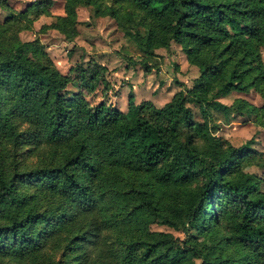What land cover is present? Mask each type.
Listing matches in <instances>:
<instances>
[{"label":"trees","instance_id":"1","mask_svg":"<svg viewBox=\"0 0 264 264\" xmlns=\"http://www.w3.org/2000/svg\"><path fill=\"white\" fill-rule=\"evenodd\" d=\"M81 5L121 26L136 19L145 29L133 37L145 74L160 70L156 50L168 53L175 43L199 75L159 108L135 104L133 92L126 112L92 104L85 95L100 91L104 99L110 90L106 67L76 63L69 71L80 91H69L72 78L39 41L22 42L14 30L28 13L7 17L0 264H264V190L245 170L264 169V153L253 139L234 147L216 135L236 118L264 129V103L220 102L232 93L263 97L264 0H64L51 28L73 39Z\"/></svg>","mask_w":264,"mask_h":264},{"label":"rangeland","instance_id":"2","mask_svg":"<svg viewBox=\"0 0 264 264\" xmlns=\"http://www.w3.org/2000/svg\"><path fill=\"white\" fill-rule=\"evenodd\" d=\"M36 0H0V24L11 14L26 11L29 22L19 21L14 30H20L18 37L22 42H32L37 39L50 57L58 71L64 76L74 77L70 68L78 62L93 59L107 69L106 80L110 84L107 97H101L97 91L85 98L92 104L104 101L126 112L127 95L134 93V103L151 101L156 107H162L181 88H190L192 81L198 77L197 68L190 66L180 46L171 44L170 52L164 49L156 50V54L163 57L158 72L145 74L143 72V55L138 50L133 37L139 39L145 34V29L139 26L136 19L126 21L124 26L108 16H94L92 6H79L76 9V36L69 40L62 33L51 28L57 17L64 16V0H51V4L43 11H36L33 4ZM6 8H1V5ZM30 26L26 30L24 27ZM16 31V32H17ZM128 31L132 36L126 35ZM264 60V53H263ZM76 79L71 80L68 90L79 92ZM84 93V92H83ZM264 98V95H263ZM254 102L255 99L249 98ZM235 99L231 96L221 99L220 102L230 104ZM264 100H260L263 104ZM193 111L194 120L201 121L199 110L194 105H188ZM214 121H218L214 116ZM244 119L236 118L231 123H222L217 136L227 140L234 147H239L250 139L254 140L252 148L255 149V139L258 132L250 123L242 122ZM246 171L257 175L264 190V169L247 167ZM152 231L170 233L175 237L183 235L164 226L152 225Z\"/></svg>","mask_w":264,"mask_h":264},{"label":"crops","instance_id":"3","mask_svg":"<svg viewBox=\"0 0 264 264\" xmlns=\"http://www.w3.org/2000/svg\"><path fill=\"white\" fill-rule=\"evenodd\" d=\"M264 95V94H263ZM231 96V98H233V99H238V98H240V99H244V100H246L247 102H249L250 104H252V105H254V106H256V107H260L262 104H260V100H264V98L263 97H261L260 95H258L257 93H255V92H250L249 94H247V95H245V94H238V93H232V94H230L229 95V97ZM253 97V99H255L254 100V102L253 101H251L249 98L250 97ZM228 97V96H227ZM224 99V98H223ZM222 103H224V104H226V105H231L232 104V102L230 103V104H228V103H226V102H222ZM250 125H252V124H250ZM252 126H254V125H252ZM254 128H256V130L257 131H259L258 132V135H257V137H256V139H255V150H257V151H259V152H262V153H264V129L263 128H261V127H255L254 126ZM253 168V167H252ZM259 169V168H258ZM249 172V171H248ZM252 173V172H251ZM262 184V183H261Z\"/></svg>","mask_w":264,"mask_h":264}]
</instances>
